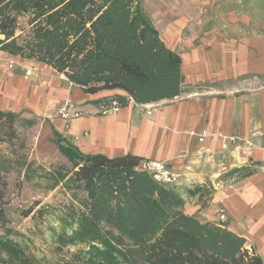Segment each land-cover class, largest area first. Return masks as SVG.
I'll list each match as a JSON object with an SVG mask.
<instances>
[{
  "label": "trees",
  "instance_id": "trees-1",
  "mask_svg": "<svg viewBox=\"0 0 264 264\" xmlns=\"http://www.w3.org/2000/svg\"><path fill=\"white\" fill-rule=\"evenodd\" d=\"M0 52L46 65L84 94L121 93L100 103L149 105L188 90L179 54L161 40L142 0H0ZM18 119L0 112V127ZM50 129L71 176L45 178L54 187L79 185L84 213L65 224L48 251L6 229L0 264H264L244 238L185 215L177 188L138 170L140 158L83 155ZM235 173L251 174L243 167L226 176ZM0 223L5 227L2 209Z\"/></svg>",
  "mask_w": 264,
  "mask_h": 264
},
{
  "label": "crops",
  "instance_id": "crops-1",
  "mask_svg": "<svg viewBox=\"0 0 264 264\" xmlns=\"http://www.w3.org/2000/svg\"><path fill=\"white\" fill-rule=\"evenodd\" d=\"M197 27L190 21L187 26L161 24L157 30L179 54L188 90L175 101L152 104L149 115L127 102L101 116L100 101L120 92L84 94L78 86L62 85L50 67L3 52L0 112L43 119L83 155H131L168 165L178 175L183 213L244 238L264 262V37L205 38ZM67 99L81 117L65 122L57 111ZM243 167L251 174L226 176ZM239 225L250 227L256 237Z\"/></svg>",
  "mask_w": 264,
  "mask_h": 264
},
{
  "label": "rangeland",
  "instance_id": "rangeland-1",
  "mask_svg": "<svg viewBox=\"0 0 264 264\" xmlns=\"http://www.w3.org/2000/svg\"><path fill=\"white\" fill-rule=\"evenodd\" d=\"M142 1L145 11L157 20L152 22L156 30L161 24L187 26L191 21L198 24L197 34H205V38L234 40L243 37L251 40L264 37V0ZM163 39L170 49V43ZM25 113L15 114L33 120L32 127L25 128L22 119L12 127H0V209L6 221L5 227L0 223V234L9 229L23 235L24 244L30 248L48 251L54 248L52 240L62 234L65 224L74 222L84 213L85 194L79 185L54 187L52 181L45 178L57 172L71 176V165L58 152L49 125L43 119L37 120ZM238 229L244 230L251 239L256 237L247 225H239ZM246 248L250 250L248 245Z\"/></svg>",
  "mask_w": 264,
  "mask_h": 264
},
{
  "label": "built area",
  "instance_id": "built-area-1",
  "mask_svg": "<svg viewBox=\"0 0 264 264\" xmlns=\"http://www.w3.org/2000/svg\"><path fill=\"white\" fill-rule=\"evenodd\" d=\"M13 68V63L10 62L9 69ZM60 80L65 83L68 87H71L73 84L69 82L63 75H60ZM178 97L173 98L172 100H177ZM127 102H133L131 99H128ZM134 103V102H133ZM135 104V103H134ZM135 108L140 110L143 114L149 115L152 104L149 105H134ZM121 108V105L117 101H109L104 102L99 105V115L106 116L111 113H116ZM58 116L64 120L65 122H68L70 120L78 119L81 117V112L77 108V106L71 101V100H64L61 107L58 109L57 112ZM231 141L234 140V138H230ZM138 170L146 172L153 181H155L158 184L164 185V186H175L178 180V175L166 164L147 160V161H141L138 164L137 167ZM224 220V216L221 214L219 216V221L222 222Z\"/></svg>",
  "mask_w": 264,
  "mask_h": 264
}]
</instances>
